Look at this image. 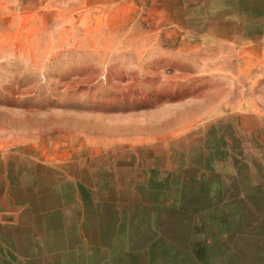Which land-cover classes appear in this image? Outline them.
I'll list each match as a JSON object with an SVG mask.
<instances>
[{
	"label": "crops",
	"instance_id": "0c3cea01",
	"mask_svg": "<svg viewBox=\"0 0 264 264\" xmlns=\"http://www.w3.org/2000/svg\"><path fill=\"white\" fill-rule=\"evenodd\" d=\"M152 5L184 35L123 36L105 56L184 83L123 84L102 119L0 140V264H264L251 216L210 195L264 157V0Z\"/></svg>",
	"mask_w": 264,
	"mask_h": 264
},
{
	"label": "rangeland",
	"instance_id": "374dc122",
	"mask_svg": "<svg viewBox=\"0 0 264 264\" xmlns=\"http://www.w3.org/2000/svg\"><path fill=\"white\" fill-rule=\"evenodd\" d=\"M152 4L153 0H0V140L60 119L66 129L73 117L102 119L111 111L110 100L126 94L118 91L123 84L184 83L182 77H132L121 70L119 57L116 61L105 56L119 52L106 43L123 36L184 35L170 28L178 12L160 15ZM25 139L15 136L6 143ZM256 160L255 169L247 164L242 168L238 189L230 185L210 195L224 197L225 212L249 214V220H240L242 230L264 238V157Z\"/></svg>",
	"mask_w": 264,
	"mask_h": 264
}]
</instances>
